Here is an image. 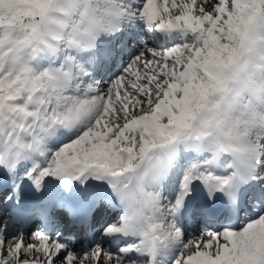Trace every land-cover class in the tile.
<instances>
[{"label":"snow or ice","instance_id":"snow-or-ice-1","mask_svg":"<svg viewBox=\"0 0 264 264\" xmlns=\"http://www.w3.org/2000/svg\"><path fill=\"white\" fill-rule=\"evenodd\" d=\"M0 264H264V0H0Z\"/></svg>","mask_w":264,"mask_h":264}]
</instances>
